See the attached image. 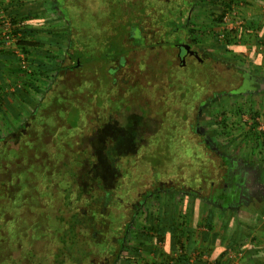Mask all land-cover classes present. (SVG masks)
Returning <instances> with one entry per match:
<instances>
[{"label": "trees", "instance_id": "obj_1", "mask_svg": "<svg viewBox=\"0 0 264 264\" xmlns=\"http://www.w3.org/2000/svg\"><path fill=\"white\" fill-rule=\"evenodd\" d=\"M32 1L38 0H0L1 75L3 60H13V80L0 87V115H7L4 107L18 111L14 130L0 135V264H117L121 257L128 262L139 254L141 235L146 234L134 236L138 246L129 252L131 226H140L143 204L156 189L173 182L183 193L187 185L205 190L224 166L206 138L185 125L190 101L207 93L219 73L206 62H188L184 93L192 97L182 96L187 103L183 111L161 127L162 116L154 119L152 111H139L140 104L118 111L104 102L105 91L120 88L118 71L108 61L148 44L176 45L190 39L196 45L209 34L195 24L199 3L220 8L213 22L223 23L243 0H43L40 11L20 13ZM49 10L65 28L43 39L34 28L51 23L43 18ZM252 27L232 31L236 36L228 35L226 45L248 37ZM260 29L258 37L264 38V25ZM57 50H65L62 59ZM34 51L41 52L37 67L30 62ZM48 60L54 61L55 73L39 92L36 87ZM17 87L33 103H24ZM91 109L107 120L103 127H85V113ZM176 116L184 121L181 125L175 124ZM162 224L158 217L155 228ZM177 227L167 226L177 249L168 246L165 253L185 250L177 233L188 236L191 230ZM163 238L159 230L157 239Z\"/></svg>", "mask_w": 264, "mask_h": 264}, {"label": "rangeland", "instance_id": "obj_2", "mask_svg": "<svg viewBox=\"0 0 264 264\" xmlns=\"http://www.w3.org/2000/svg\"><path fill=\"white\" fill-rule=\"evenodd\" d=\"M46 1L52 2L54 0ZM209 1L213 2V0ZM256 2L257 3L248 4V7L249 9H253L256 6L257 8L262 9L264 18V0ZM45 4L46 2L43 0H38L37 2H27L26 6L21 10L26 13L32 11L36 13L37 11H40ZM198 5L200 6V11L196 14L197 18H195V24L200 28V30L207 31L208 29L209 32L206 38L202 37L196 44L197 50L200 52V56L205 58L212 56L219 58L214 64H216L215 66H217L220 73V80L224 77L228 78V75H230L233 70L232 67L238 70L241 69V71L244 72L249 79L246 84H243L244 86L242 89H240L242 82L235 83L237 84L236 86H227L226 88H222L226 89L224 91L228 92L240 90V94L215 95L212 100L210 99L202 105L200 110L201 112H199L202 123L200 126L201 131H203V133L207 136L208 141H211L217 154L222 157L223 160H233L235 163H238L241 168L246 169V172L249 173L254 181V177H257L260 173H264V62H232L229 64V62H223V59H221L222 57L227 58L229 52L224 48L226 45V38L229 35L228 31L231 30L227 27L230 24H233V26H236L233 28L236 29L232 30L239 29L240 25L239 20L237 19L241 15L238 12L241 11L240 7H245L246 5L243 0L242 2H239L238 6H233V10L228 11L226 14V20L224 19L225 21H223V23L213 22V20H215L213 17L221 14L220 8L219 10H213L214 6L207 3H199ZM166 11H168V8ZM43 14V18H45V20H51L49 21L51 23H48L47 25L43 24L42 26L35 25L34 30L36 31V34L39 32L43 39H50V34H52V32L64 30L65 22L62 20L52 19L54 16L50 10L44 12ZM58 14L61 13L58 12ZM249 30H251V32L247 33V35L253 36L254 31L252 29ZM233 36L235 37L236 35L233 34ZM173 43L174 41H170L169 45L164 44L159 47L141 46L136 52H132V50L127 51L131 54V61L127 62L125 68L120 70L116 76V78L120 80H117L119 82L117 85L120 88L116 90L111 89L107 92L105 91L107 94L103 96L104 102L109 103L112 109L115 108V110L118 111L124 109L125 105L137 103L140 104L138 106L139 111L141 110L139 108L146 110L147 114L149 111H152V117L155 119L159 114L162 116L161 109L164 110L168 106L173 107L176 103H179L180 97L184 96L191 99L192 96L190 95H192V93H184L187 89L185 88L183 77V73H187L188 71L187 66L189 63H186L185 65L181 63L178 66L179 68L175 66L171 56L174 46L171 44ZM49 49L51 48H44L45 51H48ZM186 50L187 49L184 48L181 49V62H188V60L183 61L187 53H190ZM64 53L65 50L55 51V55L59 56L61 59L65 56ZM40 54V51H34V54L30 59V62H33L36 67L42 62ZM52 55H54V50ZM262 55L264 56V53H262ZM19 56L22 59L24 58L21 53H19ZM244 57H247V55ZM26 62L29 61L27 60ZM48 62L51 63H49L50 65H47L49 67L43 68V72H46V74L45 76L39 77L40 82L37 85L38 87H36V91L44 92L49 84L50 78L54 76L55 71L53 68L54 66L52 65L54 61L48 60ZM173 65L175 67H173ZM111 66V68H115L118 66V62H112ZM122 75H125L123 76L125 78H122ZM16 92L19 97H21V100L27 105L33 103L24 94L23 89L21 90V88L17 87ZM145 101L146 104H148L147 107L145 105ZM91 102L92 101H90V103ZM152 104L154 105L153 110L149 109L150 106L152 107ZM4 110L7 115H0L1 136L10 134L11 129L14 130L15 127L11 126V124L14 120V116L18 117V111L14 107L13 111L8 110L7 107H4L3 111ZM85 119L86 123H84L85 127L88 126L87 128L97 126L99 124L103 127V124L105 125L107 123V120L104 121L105 118L103 119V115L100 111L97 112L96 109L87 111L85 113ZM101 120L103 121L101 122ZM124 124L126 125L125 122ZM148 125L150 126V124ZM132 128H134L133 125ZM137 129L141 130L142 128L138 127ZM128 158L129 156H127L125 160H128ZM119 168H121V165ZM121 171H124V168H121ZM203 173L204 172H202V175ZM205 177L206 174L204 173L202 178L205 179ZM229 177L230 174L227 175L226 180H228ZM187 186H184L185 189L187 188V192L193 189V192H198V195L195 197L185 193L180 195L175 192H160L158 197H152L148 201V204L143 206L140 212L141 217H139L140 226H137V224L134 225L135 223L131 226V234L133 237L141 234L140 232L146 233L141 235L143 247L139 249V254L136 255V257H131L132 259L128 262L121 257L117 264H158L160 261L164 264L180 263L181 260L179 257L181 258V254H183L185 250L183 252L178 249L179 251L177 250L178 252L176 255L175 252L171 255L169 253H165V256L168 257L167 259L162 257L164 256V252L168 246L170 249H177V244H175L176 239H174V241L172 240L175 236L168 232L167 226H178L177 228L182 230L184 226V228L189 227L190 224L199 220V227L208 229L206 221L204 220L207 213L211 210L213 211L214 206L211 202L201 198L208 194L206 189L203 193H201V190L198 188ZM214 192L216 194H221L220 189L215 190ZM158 198H160V200H157ZM200 215L205 217H201L199 219ZM223 215L224 213L222 216ZM158 217L161 219V222H163V226L161 227L160 225V227L158 226V229H156L155 225H158ZM159 230L161 235L164 236L162 241L157 239ZM178 235H180V238L183 241L186 239L187 233L182 232L180 234L178 232L177 236ZM135 237L126 243V248H128V250L133 249L134 245L138 246ZM148 247L154 248V250ZM231 251L235 253L240 252L237 250ZM129 252L132 253V250ZM129 252H126L125 257L129 254ZM150 256H153L151 257L152 260L150 259Z\"/></svg>", "mask_w": 264, "mask_h": 264}, {"label": "crops", "instance_id": "obj_3", "mask_svg": "<svg viewBox=\"0 0 264 264\" xmlns=\"http://www.w3.org/2000/svg\"><path fill=\"white\" fill-rule=\"evenodd\" d=\"M256 1L260 2V0H245L246 6L240 7L241 11L238 13L241 16L237 19L240 25L238 30L253 24L251 29L254 31V35H247L248 37L239 41L235 40V44L225 45L224 48L229 52L228 55L225 54L228 56H226L227 58H221L223 62H229V64L232 62H264V57H261L264 53V38L258 37L261 31L259 28L264 25L263 10L256 6L253 9L248 7V4L257 3ZM189 9V7L186 8L185 12H189ZM233 27L236 26L230 24L227 27L231 29L228 34L232 36V31H236L232 30L236 29ZM258 51L261 53L259 54ZM245 55L247 57H244ZM212 58L213 62H217L219 59L218 57ZM3 62L5 66L2 75L0 74V87L13 80L11 77L13 67L11 62L13 60L6 58ZM254 179L252 182V179L243 178V186L246 189L243 195L246 199H250V202L241 204L235 209L232 207L222 209L219 206H213V211L207 213L204 220L206 224H210L208 229L199 227V220L190 224L191 234H188L186 239L182 241L185 252L181 254L182 258L179 257L180 263L176 264H233L227 260L226 255L231 250H237L240 251L238 253H241L240 259L234 264H264V173H260ZM250 184L254 186L252 192ZM233 201L234 199L231 198L229 203H233ZM201 217L205 216L200 215L199 219ZM150 249L154 250V248ZM178 251H175V255ZM165 252L162 257L167 259ZM173 252L170 251L169 253ZM151 257L153 256H150L152 260Z\"/></svg>", "mask_w": 264, "mask_h": 264}, {"label": "flooded vegetation", "instance_id": "obj_4", "mask_svg": "<svg viewBox=\"0 0 264 264\" xmlns=\"http://www.w3.org/2000/svg\"><path fill=\"white\" fill-rule=\"evenodd\" d=\"M192 1V0H190ZM138 36V35H137ZM139 37V36H138ZM137 37V38H138ZM133 38V37H132ZM190 39H185L182 43L176 44L173 46V53L171 54L172 59L175 63V66L177 68H179L178 66L183 63L184 65L188 62H206L208 65L214 66L213 69L216 70L218 73V68L217 66H215L216 64H214L215 62H213L211 60L210 57H201L200 56V52L197 50V47L195 44H193V42ZM159 46H163L162 44ZM146 47V46H143ZM147 47H158L157 45L154 44H148ZM187 49L188 52L186 57L183 59V61L188 60V62H181L180 59V53H181V49ZM137 49H139V47H135L132 52H136ZM186 50V51H187ZM131 54L129 52H127L126 54H122L121 56H118L114 59H110L108 62H118V66H116L115 68L117 69V74L119 73L120 70H122L123 68H125V65L127 62L131 61ZM127 58V59H125ZM71 62V61H70ZM213 63V64H212ZM117 76V75H116ZM122 75L121 77L124 78ZM117 80H119L118 78H116ZM217 83L214 85H210L211 89L201 95L200 97H197L198 100L193 101L191 100L190 102L193 103L192 105H190V108H187L188 110H190L188 113L190 114V119H188L187 121H185V125H187L190 128H195L197 132L200 133L201 136H204L206 138L205 141H207L211 146H213V144L211 143V141L207 139V136L203 133V131H201V120H200V116H199V112H201V107L202 105L207 102L208 100H212L213 97L215 95H229V94H240V90H235V91H224L226 89H222V88H226L227 86H236L237 84L235 83H240L242 82V84L240 85V89L243 88V84H246V82L249 80L247 75L244 74V72L241 71V69H236L233 68V70L231 71L230 75H228V78L224 77L222 80H220V73L218 75L217 78ZM119 83V82H118ZM235 88V87H234ZM238 91V92H237ZM180 103V104H179ZM179 103H176L173 107H166L164 110L161 109L162 111V118H159V123L161 127L166 126L168 123L167 120L171 117V115L176 114L178 115L179 111H183V106L186 105L187 103H183L182 101V97L179 98ZM200 107V108H199ZM123 110V109H122ZM177 119H175V124L176 125H181L182 122L184 121H178V116H176ZM170 120V119H169ZM177 120V121H176ZM171 123V122H169ZM214 148V147H213ZM216 151V150H215ZM222 158V157H221ZM224 161V166H220L219 167V171H218V177L217 180L215 182H211L210 186H207L206 191H207V195L201 197L204 198L205 200H207L208 202H211L212 205L214 206H219L220 208H238L241 204H246L248 201L250 202V199H246V197L243 195L245 192V188H244V184H243V178H249V173L246 172V169L241 168L240 165H238V163H235L233 160L232 161ZM230 174V181L226 180L227 175ZM250 179L251 176H250ZM253 182V180H252ZM176 183V182H175ZM248 187V186H247ZM254 186L250 184V190L252 192V188ZM149 188V185L146 186V188L144 189L147 190ZM151 188V187H150ZM166 188H168L166 190ZM221 190V194H216L214 191L215 190ZM157 191L154 192V194L149 197L147 200L149 201L152 197H157L158 194H160V192H170V193H179L180 195L183 193L182 192V188L180 186H178L177 184H174L173 182H169L168 184H161V186H159V188L156 189ZM201 193H203V191H205L204 189H200ZM188 190H186L185 194L187 195H191V196H197L198 192H193V189H191L190 191L192 192H187ZM145 193V192H144ZM143 193V194H144ZM158 193V194H157ZM248 193V192H247ZM250 194V192H249ZM251 195V194H250ZM141 196V194L139 195ZM248 196V195H247ZM234 199L233 203H229L230 199ZM147 201V202H148ZM232 204V205H231ZM146 204H143V206H145Z\"/></svg>", "mask_w": 264, "mask_h": 264}, {"label": "built area", "instance_id": "obj_5", "mask_svg": "<svg viewBox=\"0 0 264 264\" xmlns=\"http://www.w3.org/2000/svg\"><path fill=\"white\" fill-rule=\"evenodd\" d=\"M251 30H247V33H250ZM23 66H25V63L22 64ZM241 257V253H235L233 251H229L227 253V260L230 261L231 263H236Z\"/></svg>", "mask_w": 264, "mask_h": 264}]
</instances>
